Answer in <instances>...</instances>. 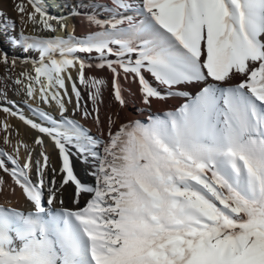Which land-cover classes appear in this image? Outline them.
Instances as JSON below:
<instances>
[{
    "label": "snow or ice",
    "instance_id": "obj_1",
    "mask_svg": "<svg viewBox=\"0 0 264 264\" xmlns=\"http://www.w3.org/2000/svg\"><path fill=\"white\" fill-rule=\"evenodd\" d=\"M14 6L22 27L8 40L25 53L38 52L32 72L14 83L28 98L38 90L43 103L54 101L59 118L38 105L33 110L47 123L3 104L0 111L49 137L62 161L61 186H75L74 203L81 194L89 199L82 208L65 207L63 199L57 206L45 152L34 160L22 141L13 153L0 150V170L30 204L28 210L0 204V264H264V0L94 3L107 18L85 14L97 30L82 37L26 34L28 22L55 32L56 20L66 29L65 17L50 16L40 0ZM71 15L80 13L74 8ZM8 21L0 12V32L16 27ZM0 63L9 64L6 52ZM77 66L74 79L68 69ZM93 66L112 74L111 94L121 108L127 105L121 74L138 84L147 123L128 120L113 131L109 115L105 139L66 115L65 99L72 103L74 96L73 111L101 124L108 81L87 75ZM192 85L199 89L186 90ZM0 97L6 99L2 89ZM172 97L184 102L152 112L153 100ZM10 128L0 121V131L10 134ZM43 135L35 144L43 145ZM19 146L28 150L23 163ZM73 149L90 165L93 183L75 174Z\"/></svg>",
    "mask_w": 264,
    "mask_h": 264
},
{
    "label": "bare ground",
    "instance_id": "obj_2",
    "mask_svg": "<svg viewBox=\"0 0 264 264\" xmlns=\"http://www.w3.org/2000/svg\"><path fill=\"white\" fill-rule=\"evenodd\" d=\"M60 1L62 5L65 6L64 14L60 15L58 11L54 12L51 9L47 8L46 0H40L42 6L45 7L47 13L50 16H63L65 20L63 21L66 25V29H61L56 20L51 21L56 26V31L58 36L66 37L69 33H74L78 37H82L89 33L90 31L97 30L94 26H90L85 18V14L88 13H97L101 19L107 18V13L102 9L94 7V3H103V4H111V0H56ZM16 0H0V12L4 14L7 18H9L8 23L12 21L15 22L16 27H9L7 31L0 32V52H6L9 57V64L5 65L0 63V89L6 95V99L4 97H0V104L4 106L10 107L14 112L22 113L25 117L33 119L36 122L47 123L43 121V118L40 117L33 109L34 106H39L43 108L45 111H48L52 115L59 118V109L56 103L53 101L51 103L45 104L39 99V91L35 93L33 98H28L25 92L21 89V86L16 85L14 83L17 77H20L21 72H32V63L31 59H38V52L29 51L25 53L22 48L13 47L8 40V37L11 35H18L21 30V19L20 15L15 9ZM27 3V0H25ZM46 3V4H45ZM80 13V15H71L73 9ZM28 11H32L31 5L27 6ZM25 21H27V17H24ZM39 19V17H37ZM26 34H35L41 35L44 37L53 36L51 31L41 30L39 25H33L28 22L26 27L23 29ZM87 57V54H79ZM15 59V66L11 65V60ZM89 63L95 65L97 61L93 59H89ZM71 72L73 78L75 79L77 76L78 66L76 69H68ZM87 75H95L100 76L108 81V84L103 89V103L99 105L100 109V120L101 124L98 126L95 120L91 117L85 119L79 111H73L75 109V97L73 96L72 103H68L67 99H65V104L68 109L66 115L68 117H73V119L79 121L85 128L90 129L91 133L94 136H99L103 133L104 138H107L108 132V121L107 117L109 115L112 116L115 123L112 125L113 131L122 123L127 122L128 120L133 119H141L143 122H148V116L150 115L147 111H141L144 106L141 102L139 93H138V84L132 82L131 77L127 80L124 79L123 73L121 74V84L123 85L125 91L124 95L127 100V105L123 108L114 101L113 96L111 94L110 82L112 78V74L109 72L107 68L98 69L95 66L87 68ZM151 79V77H148ZM211 80V78H209ZM240 77L236 78V82H238ZM67 83V78H66ZM69 92L71 91V85L68 84ZM78 87H81L82 95L84 96V100L88 103V108L91 110L92 105L91 102L88 101L87 90H85L82 86L78 84ZM199 89V85L189 86L186 90L190 92H195ZM27 100V103L24 101ZM184 102V99L181 97H172L169 98L166 102H161L157 100H153L152 102V112H160L166 111L174 107H178L181 103ZM0 121H6L8 125L11 126L10 134L0 131V150L5 152L13 153L14 149L18 146V141H22L23 144L28 146V150L33 151V159H41L40 156L41 151L45 152L49 156V166L46 169L47 178L49 180L52 179L53 175H55L56 185L55 187L59 189L57 192V206L59 205V200L63 199L64 206L69 208H82L85 206L89 196L87 194H81L79 197V203H74L77 199L75 194V186L72 183L67 185H62V176L63 174L60 172V168L62 165V161L59 157L58 149L54 146V142L47 137L46 135L40 134L38 131L31 129L30 126L26 125L22 120L18 118V116L9 115L3 111H0ZM5 135H9L10 143H4ZM44 143L43 145L35 144V138L37 136H42ZM28 150L23 146H19V158L21 163L24 162L25 158L28 155ZM73 168L75 174L82 180L87 183H93L94 178L89 174L91 171L90 165L82 162V160L75 154V150L73 149V155L71 157ZM9 166L10 162H9ZM53 169L56 170L55 174L53 173ZM30 175L36 176L35 168L33 167V171ZM0 177L3 178L4 184L0 186V204H4L5 206L17 207L21 210H28L30 208L29 202L24 197L22 190L18 185L15 184L11 176L2 170H0ZM35 181V179H34ZM13 189L15 190L13 192ZM47 196V188L45 189V197Z\"/></svg>",
    "mask_w": 264,
    "mask_h": 264
},
{
    "label": "rangeland",
    "instance_id": "obj_3",
    "mask_svg": "<svg viewBox=\"0 0 264 264\" xmlns=\"http://www.w3.org/2000/svg\"><path fill=\"white\" fill-rule=\"evenodd\" d=\"M46 3H47L46 6H47L48 9H51V10L54 11V12L58 11V13H59L60 15L64 14L65 6L62 5L60 1H56V0H46ZM46 3H45V4H46ZM52 35H53V36H57V35H58L57 31L52 32ZM71 118H73V117H71ZM31 178H32L33 180H34V179H35V180L37 179V177H35L34 175H31Z\"/></svg>",
    "mask_w": 264,
    "mask_h": 264
}]
</instances>
